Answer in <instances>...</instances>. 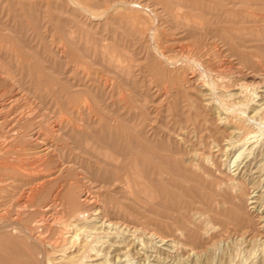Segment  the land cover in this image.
I'll use <instances>...</instances> for the list:
<instances>
[{"label": "rangeland", "instance_id": "rangeland-1", "mask_svg": "<svg viewBox=\"0 0 264 264\" xmlns=\"http://www.w3.org/2000/svg\"><path fill=\"white\" fill-rule=\"evenodd\" d=\"M120 1L0 0V264H66L71 255L80 263L92 237L99 260L83 264H264V129L242 113L259 120L254 108L264 105V1ZM191 74L243 107L231 116L245 125L243 142L228 147L238 138L227 134L218 154L214 142L195 146L214 152L209 172L180 162L190 146L174 137L183 125L194 139L216 132L225 116L197 107ZM242 82L249 98L231 96Z\"/></svg>", "mask_w": 264, "mask_h": 264}, {"label": "bare ground", "instance_id": "bare-ground-1", "mask_svg": "<svg viewBox=\"0 0 264 264\" xmlns=\"http://www.w3.org/2000/svg\"><path fill=\"white\" fill-rule=\"evenodd\" d=\"M68 1V0H67ZM79 1V0H78ZM83 1V0H82ZM114 1V0H113ZM120 1V0H119ZM129 1V0H128ZM179 1V0H178ZM229 1V0H228ZM251 1H253V0H251ZM264 1V0H263ZM70 2H72V1H70ZM73 2H75V6H77L79 3H81V2H78V4H77V2L76 1H73ZM121 2V1H120ZM124 2V1H123ZM126 2H127V0H126ZM133 2V1H132ZM254 2V1H253ZM114 3V2H113ZM119 3V2H118ZM129 3V2H128ZM203 3V2H202ZM208 4H209V2H207ZM219 3H220V1H219ZM232 3H234V2H232ZM239 3V2H238ZM243 3V2H242ZM257 3V2H256ZM116 4V3H115ZM123 3H121L119 6H121ZM125 4V3H124ZM123 4V5H124ZM212 4V3H211ZM229 4H231V3H229ZM236 4V3H235ZM250 4V3H249ZM248 4V5H249ZM80 5V4H79ZM78 5V6H79ZM138 5V4H137ZM118 6V7H119ZM126 6H127V4H126ZM217 6H218V4H217ZM256 6H258V5H256ZM150 7V6H149ZM247 7V6H246ZM87 8H89L88 6H87ZM112 8V7H111ZM116 8H117V6H116ZM126 8V7H125ZM84 9V8H83ZM90 9V8H89ZM109 9V8H108ZM124 9V8H123ZM79 10V9H78ZM91 10V9H90ZM102 10V9H101ZM225 10V9H224ZM81 11V10H80ZM83 11V10H82ZM114 11V10H113ZM120 11H122V9L120 10ZM226 11H228V10H226ZM226 11H225V13L224 14H226ZM230 11V10H229ZM232 11V10H231ZM89 12V11H88ZM123 12V11H122ZM220 12V11H219ZM248 12V11H247ZM114 13V12H113ZM115 13H117V12H115ZM124 13H125V11H124ZM236 13V12H235ZM235 13H233L234 15H236ZM249 13V12H248ZM251 13V12H250ZM220 14V13H219ZM218 14V15H219ZM222 14V13H221ZM241 14H243V12L241 13ZM106 15V14H105ZM118 15V14H117ZM228 15H229V13H228ZM234 15H233V17H234ZM256 15V14H255ZM260 15V14H259ZM119 16V15H118ZM176 16V15H175ZM224 16H226V15H224ZM241 16H243V15H241ZM253 16V15H252ZM219 17V16H218ZM230 17V16H229ZM231 17H232V15H231ZM237 17H239V15L237 16ZM236 17V18H237ZM100 18V17H99ZM145 18H147V17H145ZM241 19V18H240ZM239 19V20H240ZM251 19V18H250ZM254 19V18H253ZM147 20V19H146ZM187 20V19H186ZM196 20V19H195ZM200 20V19H199ZM205 21V20H204ZM212 21V20H211ZM215 21V20H214ZM217 21V20H216ZM241 21V20H240ZM146 21H144V23H145ZM182 22H184L183 20H182ZM194 22V21H193ZM198 22V21H197ZM249 22H250V20H249ZM258 22H260V21H258ZM190 23V22H189ZM195 23V25H196V22H194ZM199 23V22H198ZM203 23H205V22H203ZM147 24V23H146ZM190 25H192V24H190ZM190 25H189V27H190ZM207 25V24H206ZM205 25V26H206ZM147 26V25H146ZM151 26V25H150ZM150 26L148 27V30H149V28H150ZM198 26V25H197ZM202 26H203V24H202ZM204 26V27H205ZM212 26V25H211ZM139 28V27H138ZM142 28H143V26H142ZM175 28V27H174ZM195 28V27H194ZM199 28V27H198ZM208 28V27H207ZM209 28H210V26H209ZM255 28V27H254ZM191 29V28H190ZM200 29V28H199ZM258 29H259V27H258ZM144 30V29H143ZM195 30V29H194ZM209 30V29H208ZM239 30V29H238ZM249 30V29H248ZM65 31V30H64ZM141 32V30H140V28L139 29H137L136 30V32ZM205 31H207V29L205 30ZM212 31V30H211ZM253 32V31H252ZM155 34H156V32H154ZM236 33V32H235ZM238 33H239V31H238ZM250 33V32H249ZM141 34V33H140ZM154 34V35H155ZM241 34V33H240ZM264 34V33H263ZM146 35V34H145ZM153 35V34H152ZM153 35V36H154ZM142 36V35H141ZM143 36H144V34H143ZM157 36V35H156ZM259 37V36H258ZM72 38V37H71ZM80 40V39H79ZM254 40V39H253ZM252 40V41H253ZM87 42V41H86ZM149 42V41H148ZM145 43V42H144ZM239 43V42H238ZM241 45H242V43H240ZM87 46V45H86ZM259 46V45H258ZM96 47V46H95ZM98 47V46H97ZM140 47V46H139ZM147 47V46H146ZM60 48V47H59ZM82 48V47H81ZM244 48H245V46H244ZM111 49V48H110ZM114 49V48H113ZM239 49V48H238ZM96 50H97V52H98V49L96 48ZM112 50V49H111ZM159 50V49H158ZM157 50V51H158ZM169 50V49H168ZM87 51V50H86ZM109 51V50H108ZM161 51V50H160ZM163 51V50H162ZM198 51V50H197ZM112 52V51H111ZM257 52V51H256ZM10 53V52H9ZM94 53V52H93ZM96 53V52H95ZM106 53H107V51H106ZM114 53V52H113ZM202 53V52H201ZM251 53V52H250ZM158 54H160V53H158ZM162 54V53H161ZM245 54H246V52H245ZM249 54V53H248ZM109 55V54H108ZM113 55V54H112ZM114 55H116L115 53H114ZM171 55V54H170ZM195 55H196V53H195ZM111 56V55H110ZM104 57H105V55H104ZM117 57V56H116ZM120 57V56H119ZM179 57V56H178ZM112 58H113V56H112ZM115 58V57H114ZM171 58V57H170ZM193 58V57H192ZM250 58V57H249ZM253 58V57H252ZM105 59H106V57H105ZM104 59V60H105ZM118 59V58H117ZM120 59V58H119ZM125 59V58H124ZM174 59V58H173ZM186 59V58H185ZM199 59H202L201 57H199ZM102 60H103V58H102ZM163 60V59H162ZM166 60V59H165ZM176 60V59H175ZM182 60V59H181ZM191 60V59H190ZM189 60V61H190ZM193 60V59H192ZM192 60H191V63H192ZM252 60V59H251ZM256 60V59H255ZM260 60V59H259ZM108 61H109V59H108ZM114 61H115V59H114ZM161 61V60H160ZM187 61V60H186ZM196 61V63H194L195 65L197 64L199 67H202L203 68V70H205V71H207V68H205L206 66H202V64L204 63H202V62H200V61H198V60H195ZM104 62H106L107 63V61H104ZM166 62V61H165ZM164 62V63H165ZM167 62H170V61H167ZM166 62V63H167ZM175 62V61H174ZM177 62H179V59H178V61ZM123 63V62H122ZM163 63V62H162ZM172 62H170L169 64H171ZM109 64H111V63H109ZM116 64H117V62H116ZM183 64V63H182ZM186 64V63H185ZM184 64V65H185ZM114 65V64H113ZM120 65V64H119ZM173 65V64H172ZM175 65H176V63H175ZM187 65H188V63H187ZM196 65V66H197ZM260 65H261V63H260ZM263 65V64H262ZM116 66L117 65H115V68H116ZM123 66V65H122ZM163 66V65H162ZM170 66V65H169ZM183 66V65H182ZM186 66V65H185ZM190 67H192V66H194V65H189ZM210 66V65H209ZM160 66H158V68H159ZM114 68V67H113ZM114 68V69H115ZM160 68H162V67H160ZM165 68V67H164ZM164 68L162 69V71L164 70ZM171 68V67H170ZM174 68H176V67H174ZM178 68V67H177ZM183 69H184V67H182ZM192 68H194V67H192ZM117 69V68H116ZM115 69V70H116ZM121 69V68H120ZM120 69H118V70H120ZM123 69H125V67L123 68ZM167 69H169V68H167ZM166 69V70H167ZM172 69V68H171ZM188 69V68H187ZM1 70V69H0ZM194 70V69H193ZM208 70H209V68H208ZM259 70V69H258ZM4 71V70H3ZM117 71V70H116ZM168 71V70H167ZM184 71V70H183ZM191 71V70H190ZM196 71V70H195ZM194 71V72H195ZM177 72H178V70H177ZM211 72H212V70H211ZM165 73V72H164ZM163 73V74H164ZM189 73V72H188ZM193 73V72H192ZM199 73V72H198ZM169 74V73H168ZM172 74V73H171ZM182 74V73H181ZM184 74V73H183ZM255 74V73H254ZM11 75V74H10ZM13 75V74H12ZM167 75V74H166ZM179 74H177L176 75V77L178 76ZM249 75V74H248ZM252 75V74H251ZM250 75V76H251ZM262 75V74H261ZM169 77L170 76H172V75H168ZM253 76V78H252V80L254 79H256V78H258L257 76H254V75H252ZM7 77V76H6ZM152 77V76H151ZM182 77V76H181ZM200 78H201V76H199ZM8 78H9V76H8ZM167 78V77H166ZM184 78V77H183ZM247 78V77H246ZM249 78V77H248ZM11 79V78H10ZM251 79V78H250ZM257 80V79H256ZM255 80V81H256ZM167 81V80H166ZM172 81V80H171ZM174 81H175V77H174ZM179 81H181V80H179ZM185 81L188 83V85H190V87H192L196 92V95L194 96V103L197 105V107H198V105L200 106H202V107H204L206 110H209V111H212V107H216V109L217 110H219L220 112H221V114H225V116L223 117V116H221L220 114V118H218V119H220V124H221V126L218 128V131H216V132H212L213 130V128L211 127V131L209 130V132L207 133V134H205L204 136H201V137H197V139L195 138H193L192 137V134H191V131H190V129L188 128V127H184L185 125H183L182 127H180V129H178V131H175L174 132V134H175V138L176 139H178V143H181V144H188L190 147H188L187 149H185L184 151H182L181 150V152H179L180 153V155H181V157L179 158L180 159V162H183V164H185V166L187 167V168H193L194 167V162H197V166L199 167V169L200 170H202V169H205V170H207L206 169V167H205V164H204V162H207L208 160H209V158H210V162H216L215 161V159L214 158H212L213 156L215 157V155H213V153L211 152V154L210 155H212V157L211 156H209L207 153H206V151L205 150H203V148H202V150H198L197 149V147H195L197 144H200V145H204V148L206 149V148H208L209 146H210V144L211 143H215V146L216 147H218L217 148V154H218V152L219 151H221L223 148L222 147H224V146H221V144H222V141H223V139L226 137V136H228L227 134H236L237 135V137L236 138H238L237 139V141H229V143H228V147H235L237 144H238V142H240V141H244V139H242V135H243V130L245 129L244 128V124L242 125V123H240V124H235L234 125V121L231 119V116L234 114V113H237V115H238V113L239 112H241V108H243L242 107V105H241V103L240 102H242L243 103V101H240L239 103V105H241V107L240 106H237L238 105V103H237V105H234V106H232V105H230V104H228L227 102H229V101H225V99H224V97L222 96V94H217L216 92H218L217 90V84H215L214 83V81L213 80H211V81H213V83L211 82H209L210 84H206V83H204L205 82V80L203 79V81H202V83H200V82H198V80H197V78H196V76L194 75V74H191V75H189V76H187L186 75V77H185ZM222 81V80H221ZM225 81V80H224ZM229 81H231V80H229ZM240 81V80H239ZM175 82H177V81H175ZM167 83V82H166ZM169 83V82H168ZM171 83V82H170ZM173 83V82H172ZM226 83V82H225ZM237 83V82H236ZM251 83V82H250ZM176 84V83H175ZM239 84V83H238ZM154 85V84H153ZM158 85H159V88H160V82L158 83ZM166 85V84H165ZM186 85V84H185ZM217 85V86H216ZM4 86V85H3ZM167 86H168V84H167ZM170 86V85H169ZM169 86H168V88H169ZM179 86V85H178ZM183 86V85H182ZM252 86L251 84L249 85V84H247L246 82H242L241 84H240V86H238V87H236L235 89H236V91H234L233 93H231V96H237L238 97V99H239V96H242V97H244V96H247V95H249V89H250V87ZM259 86V85H258ZM150 87H152V86H150ZM156 87V86H155ZM176 87V86H175ZM149 88V87H148ZM158 88V89H159ZM163 88V87H162ZM185 88V87H184ZM188 88V87H187ZM253 88H255V87H253ZM153 89V88H152ZM219 89H221V88H219ZM147 90V89H146ZM225 90V89H224ZM233 90V89H232ZM48 91V90H47ZM182 92V91H181ZM192 92V91H191ZM230 92V91H229ZM156 93V92H155ZM157 93H158V91H157ZM174 93V92H173ZM173 93H172V95H171V97L173 96ZM183 93V92H182ZM194 93V92H193ZM169 94V90H167V87L165 88H163L162 90H161V88H160V91H159V96H157V97H166L167 95ZM191 94V93H190ZM12 95V94H11ZM122 95V94H121ZM153 95V94H152ZM176 96L178 95V94H175ZM184 95V94H183ZM225 95V94H224ZM230 95V94H229ZM13 97V96H12ZM14 97H16V96H14ZM148 97V96H147ZM169 97V96H168ZM179 97V96H178ZM177 97V98H178ZM187 97V96H186ZM228 97V96H227ZM248 97V96H247ZM247 97H245V98H247ZM124 98V97H123ZM146 98V97H145ZM229 98V97H228ZM232 98V97H231ZM249 98V97H248ZM165 99V98H164ZM187 99V98H186ZM13 100V99H12ZM123 100V99H122ZM147 100V99H146ZM169 100V99H168ZM251 100H253V99H249V101H251ZM180 101V100H179ZM185 101H187V100H185ZM247 102H249L248 101V99L246 100ZM138 102V101H137ZM143 102H144V100H143ZM149 102H151V101H148V103ZM155 102H157V101H155ZM160 102H162V101H160ZM168 102V101H167ZM182 102H184V101H182ZM246 102V103H247ZM106 103V102H105ZM147 103V102H146ZM146 103H145V105H146ZM171 103V102H170ZM181 103V102H180ZM245 103V104H246ZM1 104V103H0ZM161 104V103H160ZM244 104V105H245ZM144 105V106H145ZM148 105V104H147ZM162 105V104H161ZM187 105V104H186ZM243 105V106H244ZM249 106L250 105V102L249 103H247L246 104V106ZM258 106H256L254 109H256V112H255V116H256V114H258V116L260 117L259 118V120H256L257 118H255L254 116H251V117H249L247 114H246V112H247V107H245L246 109H245V111H244V109H243V114H241V115H243L245 118V120H247L248 119V121H251V122H255V124H257L260 128H261V126L263 127V129H264V126H263V119H264V105L262 104H257ZM157 106V105H156ZM160 106V105H159ZM191 106V105H190ZM200 106V107H201ZM252 106V105H251ZM160 107H162V106H160ZM181 107H184V106H181ZM231 107H233V109L231 108ZM84 108V107H83ZM144 108H146V106L144 107ZM167 108H169V107H167ZM189 108V107H188ZM195 108V107H194ZM199 108V107H198ZM1 109H2V107H1ZM0 109V110H1ZM86 109V108H85ZM84 109V110H85ZM149 109V108H148ZM164 109V108H163ZM171 109V108H170ZM253 109V108H252ZM75 110V109H74ZM156 110V109H155ZM165 110V109H164ZM187 110H189V109H187ZM86 111V110H85ZM89 111H90V109H89ZM147 111V110H146ZM157 112L159 111L158 110V107H157V110H156ZM172 111V110H171ZM208 111V112H209ZM219 112V113H220ZM1 113V112H0ZM76 113V112H75ZM159 113V112H158ZM206 113V112H205ZM215 113V112H214ZM2 114V113H1ZM92 114V113H91ZM148 114H149V112H148ZM189 114V113H188ZM194 114H196V116H197V113H194ZM208 114V113H207ZM212 114V113H211ZM211 114H210V116H211ZM216 114V113H215ZM141 115V114H140ZM150 115V114H149ZM166 115V114H165ZM241 115H239V116H241ZM164 116V115H163ZM214 116V118H215V116L216 115H213ZM88 117V116H87ZM86 117V118H87ZM162 117V116H161ZM161 117H160V119H161ZM198 117H199V115H198ZM202 117V116H201ZM152 118V117H151ZM166 118V117H165ZM164 118V119H165ZM83 119H84V117H83ZM94 119V118H93ZM98 119V118H97ZM176 119V118H175ZM199 119V118H198ZM205 119V118H204ZM203 119V120H204ZM84 120H86V119H84ZM89 120V119H88ZM136 120V119H135ZM142 120V119H141ZM147 120V119H146ZM166 120V119H165ZM202 120V121H203ZM215 120V119H214ZM243 120V119H242ZM16 121V120H15ZM133 121V120H132ZM131 121V122H132ZM138 121V120H137ZM158 121V120H157ZM163 121V120H162ZM161 121V122H162ZM174 121V120H173ZM195 121V120H194ZM197 121V120H196ZM201 121V123H203ZM212 122H213V120H211ZM210 121V122H211ZM62 122V121H61ZM148 122H151V120L150 121H148ZM164 122V121H163ZM163 122H162V124H163ZM206 122V121H205ZM207 122H209V121H207ZM236 122H237V120H236ZM239 122H240V120H239ZM89 123V122H88ZM134 123V122H133ZM133 123H131L132 125H133ZM158 123V122H157ZM174 123V122H173ZM68 124V123H67ZM148 124H150V123H148ZM159 124V123H158ZM203 124H205V123H203ZM208 124V123H207ZM216 124V123H215ZM71 125H73V124H71ZM70 125V126H71ZM91 125V124H90ZM137 125V124H136ZM179 125V124H178ZM210 125V124H209ZM214 125V124H213ZM65 126V125H64ZM117 126V125H116ZM115 126V127H116ZM135 126V125H134ZM150 126V125H149ZM153 126H155V125H153ZM164 126H166V125H164ZM200 126H202V124L200 125ZM249 126H250V124H249ZM21 127V126H20ZM148 127V126H147ZM170 127V126H169ZM168 127V128H169ZM207 127V126H206ZM209 127V126H208ZM134 128H137V126H135ZM171 128V127H170ZM169 128V129H170ZM172 128H173V126H172ZM210 128V127H209ZM162 129H164V128H162ZM177 129V128H176ZM249 129V128H248ZM253 129V128H252ZM158 130V129H157ZM156 130V131H157ZM174 130V129H173ZM172 130V131H173ZM201 130V129H200ZM208 130V129H207ZM217 130V129H216ZM247 130V129H246ZM250 130V129H249ZM256 130V129H255ZM71 131V130H70ZM252 131V130H251ZM254 131V130H253ZM138 132H140V131H138ZM161 132V131H160ZM148 133V132H147ZM166 133V132H165ZM198 133V132H197ZM247 133H251V132H247ZM63 134V133H62ZM153 134V133H152ZM161 134V133H160ZM159 134V135H160ZM144 135V134H143ZM167 135H168V133H167ZM171 135V134H170ZM197 135V134H196ZM132 136V135H131ZM194 136V135H193ZM249 136V135H248ZM150 137H152V136H150ZM160 137H162V134H161V136ZM166 137V136H165ZM173 137V136H172ZM172 137H171V139H172ZM229 137V136H228ZM145 138V137H144ZM156 138V137H155ZM245 138V137H244ZM153 139V138H152ZM157 139V138H156ZM155 139V140H156ZM86 140V139H85ZM151 140V139H150ZM174 140V139H173ZM225 140V139H224ZM227 140V139H226ZM125 141V140H124ZM161 141V140H160ZM167 141H168V139H167ZM170 141V140H169ZM175 141V140H174ZM173 141V142H174ZM157 142V141H156ZM13 143V142H12ZM35 143V142H34ZM168 143V142H167ZM177 143V142H176ZM213 143V144H214ZM11 144V143H10ZM86 144H87V142H86ZM136 144V143H135ZM157 144V143H156ZM236 144V145H235ZM116 145V144H115ZM163 145V144H162ZM187 145V146H188ZM239 145V144H238ZM246 145V144H245ZM96 146V145H95ZM137 146V145H136ZM135 146V148H137ZM157 146V145H156ZM174 146V145H173ZM214 146V145H213ZM214 146V147H215ZM184 147V146H183ZM203 147V146H202ZM3 148V147H2ZM122 148V147H121ZM181 148V147H180ZM5 149V148H4ZM103 149V148H102ZM176 149V148H175ZM209 149V148H208ZM227 149V148H226ZM233 149V148H232ZM94 150V149H93ZM114 150V149H113ZM177 150V149H176ZM1 151V150H0ZM6 151V150H5ZM167 151H168V149H167ZM169 151H170V147H169ZM132 152H134V151H132ZM149 152V151H148ZM177 152V151H176ZM222 152H223V150H222ZM178 153V154H179ZM107 154V153H106ZM146 154V153H145ZM153 154V153H152ZM151 154V155H152ZM164 154V153H163ZM116 155V154H115ZM129 155V154H128ZM148 155V154H147ZM208 155V156H207ZM154 156H156V155H154ZM114 157V156H113ZM209 157V158H208ZM130 158V157H129ZM134 158V157H133ZM133 158H131L132 160H133ZM137 158V157H136ZM150 158V157H149ZM152 158H153V156H152ZM151 158V159H152ZM158 158H160V157H157V159ZM164 158V157H163ZM216 158H218V155H217V157ZM114 159V158H113ZM117 159H118V157H117ZM122 159V158H121ZM120 159V160H121ZM165 159V158H164ZM120 160H119V163H120ZM136 160H138V159H136ZM154 160V159H153ZM160 160H161V158H160ZM166 160V159H165ZM103 161H105V159L103 160ZM122 161V160H121ZM156 161V160H155ZM162 161V160H161ZM10 162V161H9ZM134 162H135V159H134ZM138 162V161H137ZM148 162V161H147ZM170 162V161H169ZM226 162V161H225ZM3 163V162H2ZM103 163V162H102ZM111 163V162H110ZM130 163H131V161H130ZM164 163V162H163ZM173 163V162H172ZM104 164V163H103ZM112 164H114V162L112 163ZM118 164V163H117ZM153 164V163H152ZM207 164V163H206ZM223 164H226V163H224L223 162ZM136 165V164H135ZM139 165V164H138ZM143 165H144V163H143ZM155 165V164H154ZM212 165V164H211ZM217 165H218V163H217ZM122 166V165H121ZM130 166V165H129ZM132 166V165H131ZM137 166V165H136ZM195 166H196V164H195ZM210 166V165H209ZM211 167V166H210ZM212 167H213V165H212ZM211 167V168H212ZM100 168V167H99ZM153 168V167H152ZM170 168V167H169ZM173 168V167H172ZM209 168V167H208ZM5 169H7V168H5ZM131 169V168H130ZM143 169V168H142ZM158 169V168H157ZM161 168H159V170H160ZM210 169V168H209ZM208 169V170H209ZM105 170V169H104ZM134 170V169H133ZM132 170V171H133ZM139 170V169H138ZM207 170V171H208ZM212 170V169H211ZM214 170V169H213ZM131 171V170H130ZM158 171V170H157ZM173 171V170H172ZM192 171V170H191ZM203 171V170H202ZM127 172V171H126ZM135 172V171H134ZM140 172V171H139ZM143 172H144V169H143ZM142 172V173H143ZM160 172V171H159ZM184 172V171H183ZM209 172V171H208ZM214 172V171H213ZM152 173V172H151ZM185 173V172H184ZM192 173H193V171H192ZM204 173V172H203ZM214 173H216V172H214ZM40 174V173H39ZM127 174V173H126ZM133 174H135V173H133ZM144 174V173H143ZM176 174V173H175ZM210 174V173H209ZM213 174V173H212ZM46 175V174H45ZM48 175V174H47ZM152 175V174H151ZM206 175V174H205ZM42 176V175H41ZM123 176V175H122ZM208 176V175H207ZM215 176H216V174H215ZM46 177V176H45ZM57 177V176H56ZM129 177H130V175H129ZM140 177V176H139ZM145 177V176H144ZM164 177H165V175H164ZM206 177V176H205ZM241 177V176H240ZM44 178V177H43ZM49 179L51 178L50 176L48 177ZM47 177L45 178V179H48ZM142 178H143V176H142ZM183 178H184V176H183ZM208 178V177H207ZM212 178H214V176L212 177ZM211 178V179H212ZM34 179V178H33ZM44 179V180H45ZM56 179V178H55ZM122 179H123V177H122ZM173 179V178H172ZM209 179V178H208ZM241 179V178H240ZM157 180V179H156ZM190 180H191V178H190ZM213 181L215 180V178L214 179H212ZM53 181V180H52ZM127 182H128V180H126ZM136 181V180H135ZM140 181V180H139ZM138 181V182H139ZM146 181H149V180H146ZM162 181V180H161ZM193 181V180H192ZM209 181V180H208ZM37 182H39V179H38V181ZM45 182L46 183H48L49 182V180H48V182L45 180ZM143 182V181H142ZM210 182V181H209ZM215 182V181H214ZM121 183H124L123 181L121 182ZM140 183H141V181H140ZM153 183V182H152ZM152 183H151V185L150 186H152ZM157 183V182H156ZM162 183V182H161ZM164 183V182H163ZM162 183V184H163ZM206 183H207V181H206ZM213 183V182H212ZM234 183V182H233ZM39 184H41V182L39 183ZM45 184V183H44ZM143 184H145V183H143ZM149 184V183H148ZM209 184V183H208ZM210 184H211V182H210ZM229 184V183H228ZM235 184V183H234ZM237 184H239V186H237V187H239V190L240 191H242L243 192V187H242V185H241V181H239V183H237ZM35 184H33V186H34ZM37 186H38V184H36ZM35 185V186H36ZM124 185V184H123ZM131 185H133V184H131ZM140 185V184H139ZM233 185V184H232ZM126 186H128L127 184H126ZM137 186H138V183H137ZM42 187V186H41ZM234 188V187H233ZM236 188V187H235ZM40 189H43V188H40ZM134 189V188H133ZM139 189H141V188H139ZM155 189V188H154ZM125 190V189H124ZM124 190H122V191H124ZM157 190V189H156ZM33 191V190H32ZM35 191H36V189H35ZM57 191V190H56ZM103 191V190H102ZM137 191H139L138 189H137ZM239 191V192H240ZM126 192V191H125ZM135 192V191H134ZM152 192H154V191H152ZM41 193V192H40ZM39 193V194H40ZM127 193V192H126ZM128 193H130V192H128ZM133 193V192H132ZM131 193V194H132ZM137 193V192H136ZM136 193H134L135 195H136ZM160 193V192H159ZM38 194V195H39ZM59 194V193H58ZM87 194V193H86ZM125 194V193H124ZM34 195V194H33ZM133 195V194H132ZM88 196V195H87ZM87 196H85L84 198H81V199H83V201L85 202V204H86V202L89 200V199H87ZM150 196H152V195H150ZM220 196V195H219ZM128 197H130L129 195H128ZM161 197V196H160ZM152 198V197H151ZM151 198L149 199L150 201H151ZM155 198V197H154ZM55 199V198H54ZM53 199V200H54ZM133 199V198H132ZM140 199V198H139ZM138 199V200H139ZM142 199V198H141ZM143 199H144V197H143ZM143 199H142V202H143ZM145 199H148V197L147 198H145ZM153 199V198H152ZM97 200V199H96ZM91 201H92V199H91ZM137 201V200H136ZM154 201V200H153ZM152 201V202H153ZM198 202V201H197ZM32 204V203H31ZM48 204V203H47ZM211 204V203H210ZM29 205V204H28ZM38 205V204H37ZM92 205V204H91ZM49 206V205H48ZM178 206V205H177ZM15 207V206H14ZM55 207H56V205H55ZM87 207V206H86ZM104 207V206H103ZM85 208V207H84ZM94 208V207H93ZM91 209V208H90ZM152 209V208H151ZM213 209V208H212ZM97 210V209H96ZM99 210V209H98ZM104 210V209H103ZM29 211V210H28ZM80 211V210H79ZM82 211V210H81ZM105 211V210H104ZM212 211H214V209L212 210ZM244 211V210H243ZM246 211V210H245ZM45 212V211H44ZM57 212V211H56ZM85 212V211H84ZM96 212V211H95ZM101 212H103V211H101ZM106 212H107V210H106ZM105 212V213H106ZM40 213V212H39ZM93 213V212H92ZM97 213H99V212H97ZM80 214V213H79ZM78 214V215H79ZM83 214V213H82ZM96 214V213H95ZM85 215V214H84ZM106 215V214H105ZM74 216V215H73ZM101 216V215H100ZM95 217V218H93V220H96V219H98V218H101V217ZM109 216V215H108ZM104 217V216H103ZM213 217V216H212ZM86 218V217H85ZM92 218V217H91ZM107 218V217H106ZM87 221H88V219H86ZM99 220V219H98ZM101 220V219H100ZM108 220V219H107ZM111 220V219H110ZM76 221V220H75ZM84 221V220H83ZM90 221H92V220H90ZM207 221V220H206ZM112 222V221H111ZM111 222H108L107 223V226H111V228L113 229V227H112V225H116V223L114 224V223H111ZM11 223V222H10ZM14 223V222H13ZM12 223V224H13ZM186 223V222H185ZM8 224V223H7ZM6 224V225H7ZM99 224V223H98ZM187 224V223H186ZM1 225V224H0ZM76 225V224H75ZM90 225H92V224H90ZM103 225H105V221H103L102 223H100V228H102L103 229V227H101V226H103ZM188 225V224H187ZM2 226V225H1ZM0 226V227H1ZM4 226V225H3ZM8 226V225H7ZM16 226V225H15ZM96 226V225H95ZM106 226V225H105ZM6 227V226H5ZM17 227V226H16ZM25 227V226H24ZM89 227V226H88ZM9 228H11L10 226H9ZM91 228V227H90ZM98 228V227H97ZM96 228V229H97ZM99 228V230H101ZM110 228V229H111ZM1 229V228H0ZM12 229H14V227L12 228ZM18 229V228H17ZM92 229H94V227L92 228ZM95 229V231H98V230H96ZM115 229H117L116 227H115ZM89 230V229H88ZM109 230V229H108ZM108 230H106V236H108V234H109V231ZM33 231V230H32ZM91 231V230H90ZM102 231V230H101ZM105 231V230H104ZM118 231H121V230H118ZM14 232V231H13ZM113 232H114V229H113ZM123 232V231H122ZM137 232V231H136ZM30 233V232H29ZM85 233V232H84ZM19 234V233H18ZM26 234V233H25ZM96 234V233H95ZM98 234V233H97ZM100 234H102V233H100ZM116 234H118V233H116ZM135 234V233H134ZM133 234V235H134ZM99 235V234H98ZM89 236H91V235H89ZM115 236V235H114ZM132 236V235H131ZM92 237V236H91ZM99 237V236H98ZM98 237L96 238V239H98ZM108 237H110V236H108ZM73 238V237H72ZM90 238V237H89ZM93 238V237H92ZM92 238H90V239H92ZM101 238V237H100ZM105 238V237H104ZM103 238V239H104ZM126 238V237H125ZM37 239V238H36ZM90 239H89V241H90ZM95 238H93V240H94ZM108 239V238H107ZM86 240H87V237H86ZM98 240H100V239H98ZM127 240V239H126ZM143 240V239H142ZM169 240V239H168ZM37 241H39V240H37ZM89 241H88V243H83L82 244V246H80V247H78V248H80L78 251H77V253H79L78 254V256H79V259L81 260L80 261V263H79V260H76L75 258H73V257H75L74 255L72 256L71 254V256L69 257L67 254V256L69 257L67 260H66V264H83V259L84 258H86V257H88L89 258V260L91 259V261H94V260H96V259H98L99 257H98V254H99V252L96 254V256L97 257H95V258H91V256H90V253L93 251V250H95L94 248H95V246H92L93 244H94V242L95 241H97V240H95L94 242H93V244L91 245V243H89ZM115 241V240H114ZM113 241V243H115L116 244V242H114ZM122 241V240H121ZM91 242V241H90ZM120 242V241H119ZM107 243V242H106ZM112 243V242H111ZM128 243H129V241H128ZM137 243V242H136ZM77 244V243H76ZM79 244V243H78ZM97 244V243H96ZM100 243H98L97 245H99ZM115 244H113V245H115ZM73 245V244H72ZM101 245V244H100ZM119 246H120V243L118 244ZM124 245V244H123ZM122 244H121V246H123ZM129 245V244H128ZM136 245V244H135ZM78 246V245H77ZM103 246V245H102ZM107 246V245H106ZM94 247V248H93ZM131 247V246H130ZM146 248V247H145ZM77 249V248H76ZM65 250V249H64ZM99 250V249H98ZM102 250V249H101ZM124 250V249H123ZM76 251V250H75ZM124 251H126V249L124 250ZM7 252V251H6ZM94 252V251H93ZM96 252V251H95ZM100 252H102V251H100ZM109 252V251H108ZM93 254V253H92ZM105 254V253H104ZM121 254H122V252H121ZM63 255V254H62ZM107 255H109V254H107ZM8 256V255H7ZM63 257V256H62ZM65 257V256H64ZM77 257V256H76ZM2 258V257H1ZM0 258V259H1ZM11 258H12V256H11ZM58 259V258H57ZM65 259V258H64ZM111 259V258H110ZM13 260V259H12ZM61 260V259H60ZM86 260V259H85ZM84 260V261H85ZM99 260V259H98ZM97 260V261H98ZM51 261H53V260H51ZM57 261V260H56ZM61 261H63V260H61ZM65 261V260H64ZM1 262V261H0ZM8 262V261H7ZM86 262V261H85ZM90 262V261H89ZM102 262H104V260L102 261ZM102 262L100 263V264H102ZM49 263V262H48ZM52 262H50L49 264H51ZM60 263V262H59ZM108 263V262H107ZM8 264H10L9 262H8ZM18 264H20V262L18 263ZM61 264V263H60ZM85 264V263H84Z\"/></svg>", "mask_w": 264, "mask_h": 264}]
</instances>
